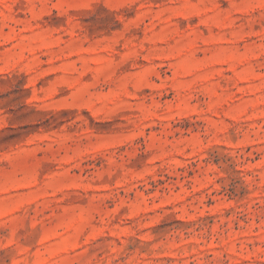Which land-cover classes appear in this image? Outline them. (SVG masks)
Segmentation results:
<instances>
[{"label":"rangeland","instance_id":"obj_1","mask_svg":"<svg viewBox=\"0 0 264 264\" xmlns=\"http://www.w3.org/2000/svg\"><path fill=\"white\" fill-rule=\"evenodd\" d=\"M0 264H264V0H0Z\"/></svg>","mask_w":264,"mask_h":264}]
</instances>
